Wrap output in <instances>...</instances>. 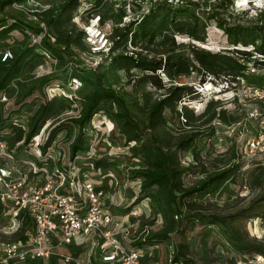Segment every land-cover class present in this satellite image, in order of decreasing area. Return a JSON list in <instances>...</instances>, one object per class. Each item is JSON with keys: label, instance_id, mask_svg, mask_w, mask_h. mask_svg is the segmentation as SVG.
Masks as SVG:
<instances>
[{"label": "rangeland", "instance_id": "1", "mask_svg": "<svg viewBox=\"0 0 264 264\" xmlns=\"http://www.w3.org/2000/svg\"><path fill=\"white\" fill-rule=\"evenodd\" d=\"M12 23L18 28L0 33V52H14L5 61L0 54V78L16 69L12 81L19 93L0 105V119L21 163L36 161L50 173L73 169L82 180L95 181L121 243H143V264H264V0H0V31ZM89 26L102 34L90 37ZM142 27L156 34L136 36ZM121 32L127 38L119 39ZM194 46L205 65L173 78L163 69L147 76L122 57L161 58L176 51L193 58ZM236 61L246 65L244 75H237ZM73 77L82 89L71 88ZM173 84L203 93L196 100L186 94L178 111L166 110L164 126L145 129L152 105ZM104 87L115 98L82 124L89 97ZM43 105L48 109L39 133L16 142ZM120 113L133 117L139 139L130 140ZM188 137L190 147L178 150ZM142 143L178 150L179 167L188 169L183 189L207 186L183 197L169 188L176 201L166 188L146 196ZM97 159L108 166L96 169ZM221 173L226 176L218 178ZM32 176L40 182L46 174ZM28 232L27 223L0 210V243L27 240ZM62 248L69 261L35 264H105L99 241Z\"/></svg>", "mask_w": 264, "mask_h": 264}, {"label": "built area", "instance_id": "2", "mask_svg": "<svg viewBox=\"0 0 264 264\" xmlns=\"http://www.w3.org/2000/svg\"><path fill=\"white\" fill-rule=\"evenodd\" d=\"M101 34L98 26L88 31L90 37ZM102 38L99 42L106 39L104 34ZM13 53L10 48L0 52L4 61ZM70 83L74 91L82 89L80 78L73 77ZM18 93L19 86L12 81L10 90L0 95V105L10 103ZM14 125L19 124L16 121ZM13 145L0 132V205L3 215L21 224L30 223L27 240L0 243V264H34L57 257L69 261L62 247L87 241H99L105 264H143V250L127 248L118 239L120 227L104 207L102 192L93 181L82 180L73 169L54 167L50 173L36 161L21 163ZM38 171L46 174L45 180H34L32 174Z\"/></svg>", "mask_w": 264, "mask_h": 264}, {"label": "trees", "instance_id": "3", "mask_svg": "<svg viewBox=\"0 0 264 264\" xmlns=\"http://www.w3.org/2000/svg\"><path fill=\"white\" fill-rule=\"evenodd\" d=\"M19 23H12L11 25H2V29L0 33H7L9 31H12L15 28H18ZM118 30V29H117ZM136 36L139 34L141 38L144 40L151 39L156 34V31H151L149 28L142 27L139 31V33H134ZM121 39L127 38V34L121 32L117 34ZM231 50V49H226ZM261 53H264V50H261ZM193 58H190L189 56H186L185 54H181L179 52H170L164 57L158 58L155 56H148V55H140L137 54L135 56V53L129 55L126 54L125 56L122 55L124 59L127 60L130 64H132L133 67L140 69L143 71L147 76H154L155 73L158 72V70L163 69L166 71L170 76L173 78L175 76H180L182 74H189L190 72L196 70L197 65H205V61L203 59L204 53H202V50H199L196 46L193 48ZM236 65H238V71L237 75H244L246 65L242 64L241 62L236 61ZM15 70H11L8 73L5 74L2 78H0V95H2L5 92H8L11 87V82L15 75ZM206 79H201L199 83L201 86L205 84ZM190 88L187 85H178L173 84L168 88V92L164 94L163 97L157 100L155 102L148 114V121L145 124V129H155V127L160 125H165L167 123V118L165 115V112L167 109L173 108L175 111H178L177 104L186 94H192L193 97L190 100H196L199 98L201 92L199 89L195 91H188ZM115 98V93L111 88H101L100 90H97L89 97V100L86 103L84 113L82 116V119L80 122L82 124L87 123L91 121L93 116L98 113L102 109V104L104 101H109ZM213 100L209 101L212 102ZM47 106L43 105L40 107L39 111L37 112L36 122L33 124L30 128L29 133L21 130V134L19 136L17 135L18 130L14 129L17 128V126H13V129L15 131L16 136V142L24 140V143H27L28 140L33 138L34 135H37L39 133V130L44 125L45 113L47 110ZM178 115H180V112H177ZM36 116V115H35ZM35 116L33 117V120L35 119ZM120 117L124 118V124L125 127L130 128L133 137H131L130 140H136L139 139L138 134L135 133L136 124L133 121V117L130 115V113H120ZM40 118H42L43 122L41 123ZM3 119H0V132L5 131V128L3 126V122L1 121ZM55 132L49 137V141L46 143V145H43V148L45 149L46 146L53 141ZM190 138L182 140V145L179 147L178 150H185L190 147L189 143ZM78 150V145H74V151ZM178 150H174L172 148H163L159 145H156V143H142L140 145L139 152H143V162L144 165L142 169L140 170V174L143 177V183L142 187L143 190H145L146 196H152L156 197L153 193L152 189L159 188V189H176L177 191H182V197L193 194L195 192H198L202 189H204L208 183H203L200 186L193 187L191 189H183V185H181L180 180L183 178L184 174L187 173L188 169H182L179 167L177 163V153ZM94 166L96 169L107 167V163L104 159H97L94 161ZM218 178H224L226 176L225 173H221L220 175H217ZM215 178L211 177L210 181ZM217 178V177H216ZM90 180V179H89ZM179 180V181H178ZM92 181V180H91ZM95 184L96 182L93 181ZM181 185V186H180ZM179 186V187H178ZM168 191V195L171 196V198L176 201V197L174 195V191L170 190ZM0 210H2V206L0 205ZM28 225L30 222L25 221ZM148 243V242H147ZM139 244H143L140 242ZM138 244L135 248H140L141 246ZM259 255H262L259 254ZM264 256V255H263ZM54 258L50 259L51 261ZM175 261H179V257H175ZM35 264V263H34ZM190 264V263H187Z\"/></svg>", "mask_w": 264, "mask_h": 264}, {"label": "bare ground", "instance_id": "4", "mask_svg": "<svg viewBox=\"0 0 264 264\" xmlns=\"http://www.w3.org/2000/svg\"><path fill=\"white\" fill-rule=\"evenodd\" d=\"M88 28L90 29V31H94V28H95V27H93V26H89Z\"/></svg>", "mask_w": 264, "mask_h": 264}]
</instances>
